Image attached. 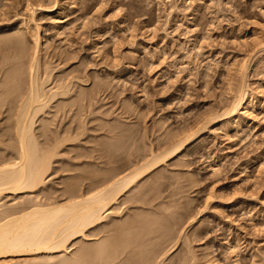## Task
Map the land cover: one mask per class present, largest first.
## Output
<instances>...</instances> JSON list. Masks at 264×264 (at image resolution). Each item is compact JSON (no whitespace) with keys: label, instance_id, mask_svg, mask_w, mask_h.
<instances>
[{"label":"rangeland","instance_id":"obj_1","mask_svg":"<svg viewBox=\"0 0 264 264\" xmlns=\"http://www.w3.org/2000/svg\"><path fill=\"white\" fill-rule=\"evenodd\" d=\"M21 38L27 49L18 47ZM38 38L43 48L32 63ZM19 64L24 75L12 79ZM31 64L45 92L62 79L74 84L71 99L51 101L35 125L41 147L66 140L52 154L44 184L5 193L0 211L65 202L74 188L91 193L105 186L91 187L92 179L119 166L130 172L193 134L198 142L145 175V195L138 187L126 192L113 206L124 203L117 214L110 209L116 215L108 211L88 238L72 242L68 259L79 248L96 252L98 241L116 234L111 224L139 214L171 226V213L179 225L166 238L172 244L157 243L166 249L161 264H264V0H0V165L16 156L11 110L18 99L1 96L10 87L29 89ZM243 86L254 120L233 125L223 113ZM93 251L78 264H111L108 253L99 260ZM42 256L13 263L67 260Z\"/></svg>","mask_w":264,"mask_h":264},{"label":"bare ground","instance_id":"obj_2","mask_svg":"<svg viewBox=\"0 0 264 264\" xmlns=\"http://www.w3.org/2000/svg\"><path fill=\"white\" fill-rule=\"evenodd\" d=\"M20 40L21 42L25 41L24 39L22 40V38ZM20 40L19 43H21ZM35 40L34 41L36 42V46L35 45L34 46L36 51H35V57L33 55L34 59L32 60V63L33 61L35 63V61L39 59L38 56L41 52V49L43 48L42 39L38 38ZM22 45H24L25 46L24 48H26L25 42L19 44L18 47L19 48L21 47L20 49H23ZM19 48H18L19 52L20 51L22 52L27 49L26 48L24 50H19ZM24 52H22L23 55L26 54V53L24 54ZM18 54L21 55L20 53ZM20 57L22 58L23 56L21 55L19 56V58ZM24 57H26V55ZM38 62L36 63L38 64ZM35 65L31 64L32 69L30 68L31 69L30 75L33 77L31 79L30 76V79L32 81L31 84L29 85L28 90H27L28 88L27 86L26 90L24 89L23 90L24 92L22 91L23 93L19 94L21 92L20 89L16 88L17 86L14 87V89H16L19 93L15 92V90L14 92L9 91V89L11 90V87L10 88L8 87L9 88L7 89L8 91L6 90L5 91L6 93L4 92L5 95L1 96L2 101H4L5 99L3 96H6L7 92H10L8 94L10 95L12 94V95L11 96L8 95V96L12 97L13 94L15 96L17 95L16 97H18L17 99L18 101L16 100L17 103L15 107L13 106L14 110L13 108L11 110V107H9V109L13 112V116L15 118L12 116V113L9 111V109H6L9 111L10 117L12 116L11 118H13L14 120V123L12 125V129H13L12 131L14 136L12 135L11 137L12 139L13 137H16L17 144H16V148L14 146L15 149H13L15 150V153L14 152L12 153L16 155L14 156L15 157L14 161L12 162L8 161L10 163H5L0 165V200L2 198V195L4 196L5 193H13L14 195H16L23 192H34L40 186H42L45 182V178L48 174V171L51 168V164H52L51 161L53 158L52 154L57 150V148H59V144L64 142V140H66L57 137V139L54 142L48 144V147H44V146L41 147L42 143L39 141L37 135L35 134L36 132L35 125L40 119V116L45 113L44 112L45 109L49 105L51 106V104L53 103V102L51 103V101L54 100L56 101L57 98L60 96L62 97L65 96V99L61 97L62 100L63 99L65 100V102L63 101V103H67L69 99H71L70 97L68 99V94L70 93L72 81L71 83H69L67 82L69 80L64 81V79L60 78L62 79V81L69 83V85H66L64 82H62L59 79L60 80L59 83L61 82L62 84H64V86L63 85L60 86L61 83L58 85L57 81L55 79H50L49 77L51 76H49L47 78L48 80L50 79L49 82L55 80L57 83L56 86L54 82L56 86L54 88H56V91L54 89L49 88L48 90H46L48 92H45L43 87H45L46 85H44V83H40V81L37 78H35L34 74L36 75L38 74L36 72L37 68L35 67ZM20 66L21 64H19L18 66L19 68L16 67L19 69V71L17 69L18 73L14 72L15 77L12 76V73L11 75L9 74L10 76H12V79L16 80V76L20 77L22 74L24 75V71L20 70V68L24 66L22 67ZM243 69L246 70L247 68L245 69L244 67ZM242 72L244 73V71ZM9 75L7 77L8 79L6 78L7 80H9L10 77ZM245 76L246 75H244V77ZM48 80H46L47 82L46 81L44 82L48 83ZM10 82H12V80H9V83ZM11 84L13 83H10L8 85ZM246 87L247 86H243V88H241V90L237 92L238 94L237 95L235 94L236 96L233 97V100L229 104L228 109H226L227 111L225 110V113H223V115L227 114L226 116L231 115L232 124L239 123L240 120H242L243 118L248 122L254 120V115L252 112L253 109L251 108L252 106H251L250 94ZM49 90H51V92L52 91L54 92L52 93L50 92L51 94L50 95L48 94ZM59 100H57L56 102H58ZM77 100L78 99H76L75 101ZM79 100L81 101L82 99L79 98ZM79 100L77 101L78 103L80 102ZM12 105H14V103L13 104L10 103V106ZM58 105L66 107L65 104L63 105L58 104ZM79 105L81 104L79 103ZM59 106H56L57 109L63 108ZM225 128L227 129V127ZM70 133L73 132L70 131ZM192 135L193 134L190 135L187 134V136H184V138L181 137V139L179 138L178 140H176L174 142V145L170 148V151L167 150L169 151L168 153L166 151L167 154L166 153L164 154V152L163 155L162 154L155 155V153H153V155L151 154L152 159H150L151 160L150 162H148L145 165L138 166V168H135L130 172L124 173V170L126 169L124 167H123L124 169L122 167H121L122 169H120L119 166L118 169L113 168L112 170L111 168L110 171L111 170L112 171L111 172L108 171L110 173H107L106 174L107 176L104 177L102 180L96 181L90 178L92 179L91 187L94 186L96 188L97 186L98 188V186L100 185L102 186L105 185L102 188H99L98 190L96 189V191L95 190L91 191V193L89 192L86 194H82V193L79 194L78 191H77L78 193L74 191L75 190L74 188L72 190L73 193H70L71 199L65 202H55V201L49 203L37 202L35 203L34 206H31V208L28 209L26 208L20 211H13L11 208L10 210L8 208L2 209L0 211V264H14L17 262L16 259L21 257H27V258L33 257L36 258L37 260L40 257V256L38 257V255L42 256V254H47V256L48 255L53 256L54 254L57 255L59 254L61 257L64 256V259L66 258L67 260H65V262L62 264H78L79 260L80 263L82 262L84 263L83 261L84 257H87L93 250L89 252V249L85 248L87 250V255L85 256L84 254L86 253V250L83 248H79L80 249V250L78 249L79 251L78 250L74 251V253H76L77 251L79 253L78 252L76 254L72 253V255L75 257L74 258L70 257L71 259H68L69 258L68 254L71 253L70 248L72 246V242L80 238L83 239L88 238L87 232L92 229H97L102 224L103 220H105L106 217L108 216V215L105 216V214L108 211L111 212L113 210L111 208L115 204L118 205L119 199L126 192L129 191L132 192L137 187H138L137 189L140 190L138 191L139 193L143 191L139 183L145 177V175H147L153 168L157 167V165L160 164L161 161H163L164 159L166 160L167 157L169 158L170 156H173L177 153L182 152L183 150H186L192 143L196 142L198 139L194 140L193 139L194 137ZM142 194L137 193V196L136 195L135 196L136 197H138V195L142 196ZM123 204H121V206ZM117 205L113 207L114 210H116V212L114 210L113 212L116 214L118 212V209L121 207L119 205L118 208ZM113 212H111L112 214L111 213H107V214H109V216L110 215L113 216L114 214ZM138 215L136 216L138 218L133 219L134 221L133 220L130 221V219L127 218L128 224H126L127 219L125 220L126 223L123 222L124 224L118 221L122 225L120 224L117 225L118 222L115 224V226H112L111 224L109 229L111 232H116V234L109 235L108 239L106 238L107 239L106 243H104V241L97 242L96 245L97 248H94L96 252L93 251V253L96 254V257L94 256V258L100 260L99 258L101 256L100 254L104 252V258H105V254L106 256L107 253L109 254V257L108 256L107 257L109 259L111 258L112 260L111 264H117V261L118 259L120 261L121 256H122L121 258L122 260L120 261V264H161V261L163 262V257H164L162 254H164L163 252H165L166 249H164L163 247L164 244L163 245L162 243L161 245L159 244V246H161V248H159L157 243L164 241L163 243L170 244L174 239L167 240L166 238L167 236L168 237L170 236L169 235L170 232L176 230L174 229L175 225L177 228L179 224L177 225L178 222L177 223L175 222L176 218H173L174 214L171 215V213H170V217L168 214L167 215L165 214L168 217L167 219L169 220L171 225V226L164 225L165 228L163 227V224H162L163 228L160 227L161 224L158 225L159 224L158 220L153 219L154 218L153 216H148V218L146 217L147 219L144 218L145 216L144 217L142 216L144 218L143 219L144 221H141L142 220L141 214H140L141 218H139ZM162 215L159 214L158 216L163 217ZM158 216L157 218H159ZM148 219H153L152 221L154 220L156 221H154L155 222L154 223ZM115 222L116 221H114V223ZM156 222L158 223L156 224ZM143 223H145V225ZM156 225H158V227H156ZM99 243L100 245H98ZM166 247L168 246H165V248ZM170 251L171 249H169V252ZM69 255L71 256V254ZM160 255L163 256V257L161 256L162 257L161 261H159L160 259L157 260V258H159ZM52 256L51 258L49 257L50 260L53 257L54 258L60 257L55 255L53 257ZM62 258L61 260H63ZM14 260H16V262L13 263ZM156 260L159 262L156 263Z\"/></svg>","mask_w":264,"mask_h":264}]
</instances>
